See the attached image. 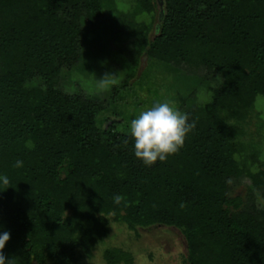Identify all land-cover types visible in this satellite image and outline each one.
Segmentation results:
<instances>
[{
	"label": "trees",
	"instance_id": "trees-1",
	"mask_svg": "<svg viewBox=\"0 0 264 264\" xmlns=\"http://www.w3.org/2000/svg\"><path fill=\"white\" fill-rule=\"evenodd\" d=\"M132 2L158 23L152 37L148 20L116 33L119 45L131 38L137 46L123 90L143 55L220 78L210 101L187 112L196 128L183 148L151 167L134 156L130 134L99 125L104 101L59 84L80 55L82 19L96 27L116 0H0V173L10 178L0 187V225L11 232L4 254L14 264H78L79 250L108 234L114 214L132 229H182L187 264H264V206L231 192L244 181L264 201V161L257 151L249 161L236 139L264 95V0ZM35 77L42 84H30ZM17 158L22 168L12 166ZM104 256L133 262L120 248Z\"/></svg>",
	"mask_w": 264,
	"mask_h": 264
},
{
	"label": "rangeland",
	"instance_id": "rangeland-1",
	"mask_svg": "<svg viewBox=\"0 0 264 264\" xmlns=\"http://www.w3.org/2000/svg\"><path fill=\"white\" fill-rule=\"evenodd\" d=\"M132 1L116 0L115 5L105 10L96 27L82 19L84 37L80 55L73 65H64L59 81L61 88L69 92L104 101L108 107L100 114L99 125L113 123L116 131L126 134H130V121L152 103L168 101L187 113L196 104L210 101L211 88L220 81L212 71L176 68L143 55L137 76L123 90L137 46L131 38L119 45L116 33L125 32L132 21L148 20L152 37L158 23L157 19L152 22L145 14L138 13ZM106 76L110 83L101 86L99 80ZM30 84H42V79L35 77ZM116 87L120 94H115ZM239 125L241 131L236 139L243 146L244 156L255 162L251 157L257 151L259 160L264 161V95L257 97L254 109ZM232 183V195H242L249 207L254 203L257 207L264 206L260 193L253 190L250 194L247 183L240 180ZM108 222V234L102 240L90 250H79L78 264H108L104 256L108 248L130 252L131 264H187V244L182 229L168 224L137 225L132 229L114 214L108 215ZM45 264L54 263L47 261Z\"/></svg>",
	"mask_w": 264,
	"mask_h": 264
},
{
	"label": "clouds",
	"instance_id": "clouds-1",
	"mask_svg": "<svg viewBox=\"0 0 264 264\" xmlns=\"http://www.w3.org/2000/svg\"><path fill=\"white\" fill-rule=\"evenodd\" d=\"M109 76L99 80L101 86L110 83ZM195 128V121L190 122L188 114L181 112L170 102H154L150 107L139 111L130 121L129 133L134 140V156L149 167L158 161L163 163L183 148L187 137ZM124 143L127 145L128 141ZM12 166L22 168L24 161L17 158ZM9 184L10 178L0 173V187ZM122 199L120 194L113 196L116 205H120ZM2 229L3 226L0 225V264H14V260L4 254V249L11 240V232Z\"/></svg>",
	"mask_w": 264,
	"mask_h": 264
}]
</instances>
